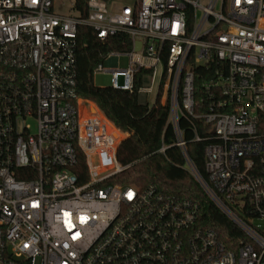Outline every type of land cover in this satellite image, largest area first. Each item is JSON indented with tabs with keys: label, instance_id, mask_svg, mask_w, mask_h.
Wrapping results in <instances>:
<instances>
[{
	"label": "built area",
	"instance_id": "2783aa9c",
	"mask_svg": "<svg viewBox=\"0 0 264 264\" xmlns=\"http://www.w3.org/2000/svg\"><path fill=\"white\" fill-rule=\"evenodd\" d=\"M85 6L0 0V264H264V0ZM82 25L131 40L95 68L113 88L152 92L136 81L160 71L155 102L169 105L184 167L241 230L232 247L198 225L197 202L112 182L129 166L118 158L125 132L77 94ZM183 115L209 141L205 176Z\"/></svg>",
	"mask_w": 264,
	"mask_h": 264
},
{
	"label": "trees",
	"instance_id": "16d2710c",
	"mask_svg": "<svg viewBox=\"0 0 264 264\" xmlns=\"http://www.w3.org/2000/svg\"><path fill=\"white\" fill-rule=\"evenodd\" d=\"M87 0H76V6L86 13ZM109 2L110 0H104ZM132 46L127 35L117 34L102 40L96 31L82 25L76 38L75 68L77 94L95 102L102 112L122 131L125 137L118 148V158L129 165L112 182L134 184L141 188L157 187L165 195L188 198L198 203V225L219 232L229 247L242 236L241 230L214 204L200 183L184 167V158L174 144V128L169 122V105L159 98L151 106L138 101L137 91L99 86L94 82L97 65L111 51H126ZM140 80L136 81V88ZM95 109V107H94ZM197 127H200L196 122ZM185 130L188 151L200 173L205 176L204 147L208 140L195 141L193 123L186 115L180 119ZM204 134L202 127L199 128ZM166 145L164 152L160 148Z\"/></svg>",
	"mask_w": 264,
	"mask_h": 264
},
{
	"label": "rangeland",
	"instance_id": "374dc122",
	"mask_svg": "<svg viewBox=\"0 0 264 264\" xmlns=\"http://www.w3.org/2000/svg\"><path fill=\"white\" fill-rule=\"evenodd\" d=\"M75 0H54V10L59 13H69L71 4L74 3ZM136 0H110L108 2V7L113 11L116 6H122L124 4L134 5ZM129 63V57L128 56H121L119 59V67L120 68H126ZM160 71L158 70V73L155 77V82L152 83V75L151 73L144 74L142 82L140 84L141 87L148 88L151 85H153V91L152 92H138V101L143 104H153L155 102V99L157 97L158 92V82L160 78ZM94 82L96 85L99 86H110L111 80H112V73L111 72H105V71H96L94 73ZM124 132V131H123ZM124 134L127 133L125 132ZM125 136V137H126ZM124 137V138H125ZM123 138V139H124Z\"/></svg>",
	"mask_w": 264,
	"mask_h": 264
},
{
	"label": "water",
	"instance_id": "95a60500",
	"mask_svg": "<svg viewBox=\"0 0 264 264\" xmlns=\"http://www.w3.org/2000/svg\"><path fill=\"white\" fill-rule=\"evenodd\" d=\"M139 47H140V42L137 43V48H139Z\"/></svg>",
	"mask_w": 264,
	"mask_h": 264
},
{
	"label": "crops",
	"instance_id": "0c3cea01",
	"mask_svg": "<svg viewBox=\"0 0 264 264\" xmlns=\"http://www.w3.org/2000/svg\"><path fill=\"white\" fill-rule=\"evenodd\" d=\"M86 100H88V99H86ZM88 101H91V100H88ZM92 103H94L95 105H97L95 102H93V101H91Z\"/></svg>",
	"mask_w": 264,
	"mask_h": 264
}]
</instances>
